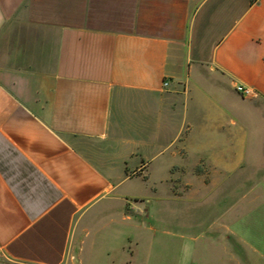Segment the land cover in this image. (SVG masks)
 Wrapping results in <instances>:
<instances>
[{
    "label": "crops",
    "instance_id": "obj_1",
    "mask_svg": "<svg viewBox=\"0 0 264 264\" xmlns=\"http://www.w3.org/2000/svg\"><path fill=\"white\" fill-rule=\"evenodd\" d=\"M240 219L264 224V0H0V257L180 264L159 240L204 221L232 257Z\"/></svg>",
    "mask_w": 264,
    "mask_h": 264
},
{
    "label": "rangeland",
    "instance_id": "obj_2",
    "mask_svg": "<svg viewBox=\"0 0 264 264\" xmlns=\"http://www.w3.org/2000/svg\"><path fill=\"white\" fill-rule=\"evenodd\" d=\"M141 181L142 179L138 177L133 181H131V183L139 184L141 183ZM171 208L174 210L175 216L178 217L183 212L185 214V211H190L192 213L198 207L195 206L193 203L184 204L182 202H176L172 204ZM155 214L156 213L153 210V215L155 216ZM191 215L192 214H190V216ZM244 217L245 216H243V218ZM209 225H210L209 221L208 222L204 221L200 223H191L183 226H179L177 223H175L173 225V230L176 232L184 231L185 237L182 238L179 235H176L175 237H169V239H165V238L160 239L159 243H163L164 241L165 243H168L169 248H174L175 261L176 263H180V264H222L223 258L226 261L228 260V258L230 260L231 259L235 260V258H238V264H248L246 261L247 257L251 258L252 260H255L254 262L256 264H264V256H260L255 253L253 254L252 249L247 245L248 241L250 243L251 242L255 243V241L256 242L259 241L261 247L263 246L262 241L264 243V239H263L264 235L262 236V234H264V224H260L257 221H255L252 225L247 227L246 222L243 221L242 219H240L237 224H234L235 230L238 233L237 236H233V244H234L233 246H235L234 250L237 251V256H232V257L230 255L227 256L226 255L222 256L220 254L215 255L213 254V252L210 254L205 252L203 254L205 250H209L210 248L213 249L216 241L215 238H213V236L212 238H210L211 233H213L214 230L208 229ZM147 226L149 225L147 224ZM125 229L127 233H129L128 235L131 234L134 236V229H131V227L129 228L127 225L125 226ZM207 229L208 232H205V230ZM258 233H260V235ZM257 234L259 237H257ZM134 248H133V244H129L127 241L126 251L128 255H130L131 249ZM95 256L96 258H93L90 264H109L107 263L110 261V258L108 256H105L104 254H98ZM113 257L117 259L116 256ZM0 264H19V263L10 261L6 257L1 256ZM227 264H231V261L227 262ZM233 264H235L234 261Z\"/></svg>",
    "mask_w": 264,
    "mask_h": 264
},
{
    "label": "built area",
    "instance_id": "obj_3",
    "mask_svg": "<svg viewBox=\"0 0 264 264\" xmlns=\"http://www.w3.org/2000/svg\"><path fill=\"white\" fill-rule=\"evenodd\" d=\"M165 84L167 85L168 83L166 82ZM236 90L238 93H240L243 96H252L256 94V91L254 90L253 87L245 84H238L236 86Z\"/></svg>",
    "mask_w": 264,
    "mask_h": 264
}]
</instances>
